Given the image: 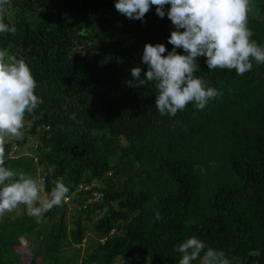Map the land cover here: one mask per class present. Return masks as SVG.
Here are the masks:
<instances>
[{
  "label": "trees",
  "instance_id": "1",
  "mask_svg": "<svg viewBox=\"0 0 264 264\" xmlns=\"http://www.w3.org/2000/svg\"><path fill=\"white\" fill-rule=\"evenodd\" d=\"M115 3L10 0L4 19L16 31L0 34V51L25 60L43 103L25 114L22 139L4 140L5 166L48 195L62 181L70 202L44 225L25 210L0 219V264H178L192 236L230 264H264V64L237 75L198 57L195 75L222 95L161 115L155 84L138 86L131 69L143 78L146 43L172 51L170 5L139 20ZM251 6V38L264 47V0ZM34 232L41 243L23 262L15 248Z\"/></svg>",
  "mask_w": 264,
  "mask_h": 264
},
{
  "label": "clouds",
  "instance_id": "2",
  "mask_svg": "<svg viewBox=\"0 0 264 264\" xmlns=\"http://www.w3.org/2000/svg\"><path fill=\"white\" fill-rule=\"evenodd\" d=\"M166 4L170 5L167 16L176 28L168 38L172 51L163 55V43H146L142 61L148 67L143 78L139 66L131 69L138 86L155 84V106L161 115L174 117L190 103L203 110L222 95L195 75L198 57H206L209 70H235L237 75L250 71L253 62L264 64V47L251 38L253 33L248 27L251 0H116L115 8L129 19L143 20L153 5L163 18ZM9 5L10 0H0V34L16 31L15 25L4 19ZM178 48L186 54H179ZM36 87L25 60L6 58V53L0 51V217L24 205L39 223L45 212L62 206L69 188L57 180L50 195L42 197L41 180L5 166L3 147L6 137L23 138L25 114L33 113L43 103L35 94ZM71 118L75 119V114ZM155 216L157 220L162 218L158 211ZM176 251L181 254L178 264H193L197 260L199 264H230L223 251L205 248L204 242L195 236L178 245Z\"/></svg>",
  "mask_w": 264,
  "mask_h": 264
},
{
  "label": "rangeland",
  "instance_id": "3",
  "mask_svg": "<svg viewBox=\"0 0 264 264\" xmlns=\"http://www.w3.org/2000/svg\"><path fill=\"white\" fill-rule=\"evenodd\" d=\"M41 196L42 197L48 196V194L42 191ZM89 199L93 200V198H89ZM67 202H70V199ZM77 207H78V204L69 203V206H68L69 216H72L75 213V210L77 209ZM24 210L28 212V209L24 205H20L13 211L5 213V215L3 217H0V219L6 218V217L9 218V217L19 216L25 212ZM41 223L42 225H44L45 220H42ZM92 223L93 221H87V237L85 238V244H88L89 237H93L94 235L91 231ZM37 234H38L37 232H34V234L30 235L28 238L21 239V244L15 248L17 252H20L23 262H29L31 260L33 252H34V248H37V246H39V243H41L38 240ZM115 264H120V262L117 261V263Z\"/></svg>",
  "mask_w": 264,
  "mask_h": 264
},
{
  "label": "bare ground",
  "instance_id": "4",
  "mask_svg": "<svg viewBox=\"0 0 264 264\" xmlns=\"http://www.w3.org/2000/svg\"><path fill=\"white\" fill-rule=\"evenodd\" d=\"M4 140H7V138H5ZM65 200H68V198H67V199H65Z\"/></svg>",
  "mask_w": 264,
  "mask_h": 264
},
{
  "label": "built area",
  "instance_id": "5",
  "mask_svg": "<svg viewBox=\"0 0 264 264\" xmlns=\"http://www.w3.org/2000/svg\"><path fill=\"white\" fill-rule=\"evenodd\" d=\"M65 199H67V197H65Z\"/></svg>",
  "mask_w": 264,
  "mask_h": 264
}]
</instances>
